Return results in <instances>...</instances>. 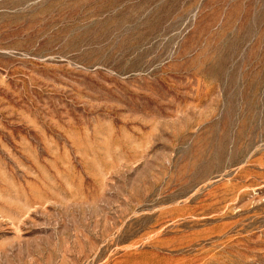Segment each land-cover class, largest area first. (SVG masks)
Returning a JSON list of instances; mask_svg holds the SVG:
<instances>
[{
	"label": "rangeland",
	"instance_id": "rangeland-1",
	"mask_svg": "<svg viewBox=\"0 0 264 264\" xmlns=\"http://www.w3.org/2000/svg\"><path fill=\"white\" fill-rule=\"evenodd\" d=\"M0 264H264V0H0Z\"/></svg>",
	"mask_w": 264,
	"mask_h": 264
}]
</instances>
